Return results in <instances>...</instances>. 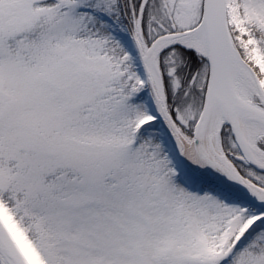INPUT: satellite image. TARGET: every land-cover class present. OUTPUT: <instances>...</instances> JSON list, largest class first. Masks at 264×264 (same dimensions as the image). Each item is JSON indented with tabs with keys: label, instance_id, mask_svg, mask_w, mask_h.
<instances>
[{
	"label": "snow or ice",
	"instance_id": "snow-or-ice-1",
	"mask_svg": "<svg viewBox=\"0 0 264 264\" xmlns=\"http://www.w3.org/2000/svg\"><path fill=\"white\" fill-rule=\"evenodd\" d=\"M0 264H264V0H0Z\"/></svg>",
	"mask_w": 264,
	"mask_h": 264
}]
</instances>
